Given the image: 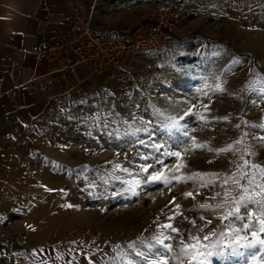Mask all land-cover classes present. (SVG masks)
<instances>
[{
    "label": "rangeland",
    "instance_id": "rangeland-1",
    "mask_svg": "<svg viewBox=\"0 0 264 264\" xmlns=\"http://www.w3.org/2000/svg\"><path fill=\"white\" fill-rule=\"evenodd\" d=\"M185 6L174 47L127 57L33 133L23 251L264 264V0Z\"/></svg>",
    "mask_w": 264,
    "mask_h": 264
},
{
    "label": "crops",
    "instance_id": "crops-1",
    "mask_svg": "<svg viewBox=\"0 0 264 264\" xmlns=\"http://www.w3.org/2000/svg\"><path fill=\"white\" fill-rule=\"evenodd\" d=\"M72 2L86 9L94 5L92 26L103 37L132 30L156 6L153 0H0V264H61L64 257L57 248L23 251L14 242L30 240L23 212L28 203L22 201L19 183L34 159L33 133L74 98L57 103L66 85L54 72L55 62H38L34 51L60 38ZM14 51L20 54L12 70L1 58ZM88 72L78 69L81 77Z\"/></svg>",
    "mask_w": 264,
    "mask_h": 264
},
{
    "label": "built area",
    "instance_id": "built-area-1",
    "mask_svg": "<svg viewBox=\"0 0 264 264\" xmlns=\"http://www.w3.org/2000/svg\"><path fill=\"white\" fill-rule=\"evenodd\" d=\"M153 1L156 6L149 19L114 37H103L93 28L94 5L86 9L78 3H71L72 15L60 38L34 51L38 62L42 59L55 62L54 72L66 85L56 98L58 104H63L72 94L82 95L96 78L131 55L174 47L181 38L182 23L190 14L185 2L205 0ZM132 12L133 9L128 10V13ZM19 54L20 51H14L11 57H2L1 62L8 63L14 70ZM79 68L89 69L88 74L79 76Z\"/></svg>",
    "mask_w": 264,
    "mask_h": 264
},
{
    "label": "snow or ice",
    "instance_id": "snow-or-ice-1",
    "mask_svg": "<svg viewBox=\"0 0 264 264\" xmlns=\"http://www.w3.org/2000/svg\"><path fill=\"white\" fill-rule=\"evenodd\" d=\"M261 172H262V174H264V168L261 169ZM194 175H203V174H194ZM153 179H155V177H153ZM259 187H260L259 195H260V197H261V201H260V203H261L262 206H264V185H261V186H259ZM186 195H190V194H186ZM202 207H203V206H202ZM237 211H238V209H237ZM259 224H260L259 231H260L261 233H264V216H262V217L260 218V220H259ZM249 227H250V225H249L248 223H245V224H244V228H245V229H248ZM173 230L175 231V229H173ZM256 235H257V233H256L255 229H253V231H252V236H253V238H255ZM204 239H208V237H205ZM258 242H259L260 244H264V239H260ZM182 243H183V242H182ZM185 247H187V245H186ZM198 251H199V250H198Z\"/></svg>",
    "mask_w": 264,
    "mask_h": 264
}]
</instances>
